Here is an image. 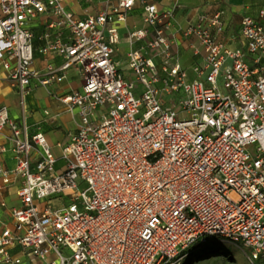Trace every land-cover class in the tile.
<instances>
[{
  "label": "built area",
  "instance_id": "2783aa9c",
  "mask_svg": "<svg viewBox=\"0 0 264 264\" xmlns=\"http://www.w3.org/2000/svg\"><path fill=\"white\" fill-rule=\"evenodd\" d=\"M189 1L105 0L80 18L67 0H0V64L22 114L0 105V193L19 201L0 223V264H180L209 240L264 264V6L228 38L221 0L180 26ZM138 6L121 62L118 26ZM176 31L193 39L189 67ZM71 73L80 87L57 99L75 129L57 156L30 136L26 99Z\"/></svg>",
  "mask_w": 264,
  "mask_h": 264
},
{
  "label": "crops",
  "instance_id": "0c3cea01",
  "mask_svg": "<svg viewBox=\"0 0 264 264\" xmlns=\"http://www.w3.org/2000/svg\"><path fill=\"white\" fill-rule=\"evenodd\" d=\"M149 2H159L161 0H148ZM105 0H98L95 2H88L87 0H67V4L69 9H71L77 16L80 18H84L88 13H96L103 9ZM221 5L226 8V33L225 36L231 38L233 36H239V26L241 18L246 14H256L257 10L260 7L264 6V0H221ZM205 3L204 0H190L188 2V7L185 9H181L177 13V19L180 26H185L187 20L189 18H193L196 16L197 12L200 9H203ZM200 8V9H199ZM143 10L141 7L135 8L128 19L127 24H120L118 26L119 36H120V44L115 46V58L118 61L125 62L126 55L130 50V47L127 43V33L129 30L133 28H141L143 27L142 20ZM1 16V10H0ZM44 30V26L40 25L35 29V33L38 35ZM176 40L178 41L181 51L182 57L185 66H191L196 58L193 56V52L190 49V42L193 39H186L180 33V31H176ZM233 45H236L235 43ZM54 63L60 64L61 59L55 58L53 60ZM37 67L42 68L43 62L42 58L38 56ZM80 87V81L75 73H71L68 76V79L64 81L62 84H54L49 86L48 88L42 86H34L32 92L27 96L29 99V105L31 108V114L27 113V124L30 127L29 134L30 136L36 134L37 132H42L48 140L47 133L53 131V133L64 132L66 129L63 122L61 124H57V120L59 119L60 112L66 111L63 104L59 102L57 99V95L63 93H69L73 90H77ZM41 92L43 95L40 96L39 102H37L36 93ZM36 97V98H35ZM19 95L18 92L11 85L8 80L6 71L2 68L0 64V105L6 106L9 109L10 117L16 120L18 123L22 122V114L19 105ZM49 106V109H45L43 111V118L35 117V112L41 105ZM40 109V108H39ZM45 111H48L50 115H46ZM68 113V112H67ZM8 131H5L4 134L0 135V144L6 145L7 148L10 149L11 144L7 141L6 135ZM68 134V133H67ZM67 134L63 140L66 139ZM49 142V141H48ZM59 141H57L58 143ZM56 143V144H57ZM55 153V152H54ZM56 154V153H55ZM57 155V154H56ZM58 156V155H57ZM4 160V164L7 168L13 169L15 167V159L13 157L12 152L9 150L4 153L2 156ZM1 184V179H0ZM1 202L7 203V208L1 206ZM19 201L16 196V188L9 187L5 189L3 193H0V223L6 222L9 219V208L13 206H18Z\"/></svg>",
  "mask_w": 264,
  "mask_h": 264
},
{
  "label": "rangeland",
  "instance_id": "374dc122",
  "mask_svg": "<svg viewBox=\"0 0 264 264\" xmlns=\"http://www.w3.org/2000/svg\"><path fill=\"white\" fill-rule=\"evenodd\" d=\"M98 0H95V2ZM43 94L41 92L36 93L37 96V102H39V97L42 96ZM36 98V97H35ZM29 99H26L27 103V112L28 114L32 115V111L29 105ZM40 108V109H39ZM37 111L35 112V117L37 118H43V111L45 109H49V106L43 104L39 106ZM61 121L63 122L65 126L64 132L59 133H47L48 141L49 144L54 148V152L59 156V150L55 147L57 141H63V138H65L66 134L69 133L70 131H73L75 129V123L72 120V117L67 111H61L59 119L57 120V124H61ZM57 170H60V165H57L56 167ZM207 245L210 246V248H213L212 251H206L205 255L201 257H195V258H190L186 264H237L241 261V264H251L249 259L247 258L245 251L241 249L240 247L228 244V243H223V242H215V241H210ZM220 245V246H219ZM214 246H218V248H214ZM216 255H225L227 258L226 262H220L215 260ZM185 259V258H184ZM184 259L181 260L180 264L184 263Z\"/></svg>",
  "mask_w": 264,
  "mask_h": 264
},
{
  "label": "trees",
  "instance_id": "16d2710c",
  "mask_svg": "<svg viewBox=\"0 0 264 264\" xmlns=\"http://www.w3.org/2000/svg\"><path fill=\"white\" fill-rule=\"evenodd\" d=\"M210 241H217V242H220L218 240H209L207 242H204V243H198L197 245H195L194 247H192L189 251H188V255L187 257L184 259V263L183 264H186L188 262V260L190 258H195V257H201L203 255H205L206 251H212L213 248H210L209 245H207ZM220 246V245H219ZM214 248H218V246H214ZM217 257V255H216Z\"/></svg>",
  "mask_w": 264,
  "mask_h": 264
},
{
  "label": "bare ground",
  "instance_id": "6f19581e",
  "mask_svg": "<svg viewBox=\"0 0 264 264\" xmlns=\"http://www.w3.org/2000/svg\"><path fill=\"white\" fill-rule=\"evenodd\" d=\"M215 260L220 261V262H226L227 258L225 257V255H217V257H215ZM237 264H241V261Z\"/></svg>",
  "mask_w": 264,
  "mask_h": 264
}]
</instances>
